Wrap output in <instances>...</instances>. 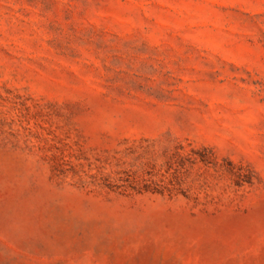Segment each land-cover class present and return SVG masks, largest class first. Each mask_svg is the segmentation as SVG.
Returning <instances> with one entry per match:
<instances>
[{"label":"rangeland","instance_id":"374dc122","mask_svg":"<svg viewBox=\"0 0 264 264\" xmlns=\"http://www.w3.org/2000/svg\"><path fill=\"white\" fill-rule=\"evenodd\" d=\"M0 264H264V0H0Z\"/></svg>","mask_w":264,"mask_h":264}]
</instances>
